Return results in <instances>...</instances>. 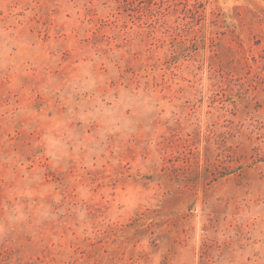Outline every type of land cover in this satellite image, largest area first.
<instances>
[{"label":"rangeland","instance_id":"obj_1","mask_svg":"<svg viewBox=\"0 0 264 264\" xmlns=\"http://www.w3.org/2000/svg\"><path fill=\"white\" fill-rule=\"evenodd\" d=\"M0 264H264V0H0Z\"/></svg>","mask_w":264,"mask_h":264}]
</instances>
